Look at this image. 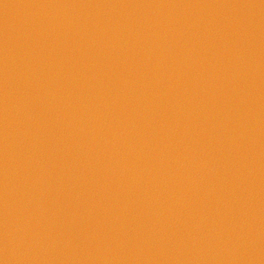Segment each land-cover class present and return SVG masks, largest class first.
I'll list each match as a JSON object with an SVG mask.
<instances>
[{"label":"water","instance_id":"1","mask_svg":"<svg viewBox=\"0 0 264 264\" xmlns=\"http://www.w3.org/2000/svg\"><path fill=\"white\" fill-rule=\"evenodd\" d=\"M0 264H264V0H0Z\"/></svg>","mask_w":264,"mask_h":264}]
</instances>
